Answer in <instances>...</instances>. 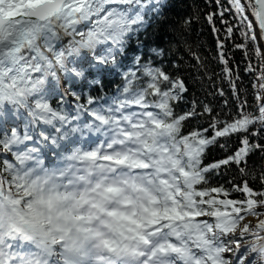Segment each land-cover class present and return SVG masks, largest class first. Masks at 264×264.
Masks as SVG:
<instances>
[{
	"label": "snow or ice",
	"instance_id": "obj_1",
	"mask_svg": "<svg viewBox=\"0 0 264 264\" xmlns=\"http://www.w3.org/2000/svg\"><path fill=\"white\" fill-rule=\"evenodd\" d=\"M214 3L228 112L163 62L183 45L203 67L185 35L198 11L0 0V264H264V0Z\"/></svg>",
	"mask_w": 264,
	"mask_h": 264
},
{
	"label": "trees",
	"instance_id": "obj_2",
	"mask_svg": "<svg viewBox=\"0 0 264 264\" xmlns=\"http://www.w3.org/2000/svg\"><path fill=\"white\" fill-rule=\"evenodd\" d=\"M175 8L172 12L174 19L178 20L179 15H187L189 13H199V19L193 18L191 26L186 31L185 35L188 44L191 46L193 52L200 56L203 62V67H199L196 64L195 59L187 51V49L181 45L179 50H169L166 45L163 62L166 67L171 68L170 61H179V75H182L188 86V99L196 98L199 101L209 103L215 110L228 112L233 108L235 103L231 90L226 80L223 79L222 65L216 58L215 40L216 37L211 32V26L208 25L207 21L203 18V14L209 11L215 10L214 0H173ZM222 3L225 0H221ZM179 13V15H177ZM217 27H220L219 21L217 20ZM223 33H221V38ZM159 43V40H157ZM230 47V45H229ZM231 55L234 57V63L232 65L233 74H239L242 78L241 81H237L238 86H242L247 90L249 104H254L252 81L255 79V74H248L243 71L247 61H242V53L237 50H233ZM239 64V68L235 65ZM205 69L207 72L205 73ZM217 88H222L225 92L223 97L219 96L216 92ZM228 101V105H224V101ZM235 143V138L229 141V147ZM222 150L218 147L209 153L210 158H217L221 155ZM252 160L259 158L253 157ZM224 172V182L233 177H238V172L235 170V166L232 169L222 170Z\"/></svg>",
	"mask_w": 264,
	"mask_h": 264
}]
</instances>
